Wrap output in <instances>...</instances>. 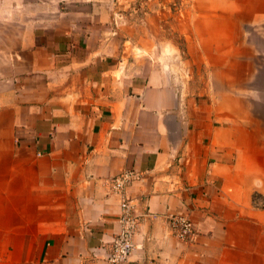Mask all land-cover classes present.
I'll return each instance as SVG.
<instances>
[{
    "label": "crops",
    "instance_id": "0c3cea01",
    "mask_svg": "<svg viewBox=\"0 0 264 264\" xmlns=\"http://www.w3.org/2000/svg\"><path fill=\"white\" fill-rule=\"evenodd\" d=\"M134 1L0 0V264H110L124 169L120 264H264V0Z\"/></svg>",
    "mask_w": 264,
    "mask_h": 264
},
{
    "label": "built area",
    "instance_id": "2783aa9c",
    "mask_svg": "<svg viewBox=\"0 0 264 264\" xmlns=\"http://www.w3.org/2000/svg\"><path fill=\"white\" fill-rule=\"evenodd\" d=\"M143 0H135L130 6V13L137 16L145 14L146 10L141 4ZM173 8L181 9L178 2H173ZM122 17V14H119ZM141 178V173L133 169H124L107 180L109 189L119 196L118 230L112 237L110 248L106 254V260L110 264H120L128 260L134 248V236L139 224L138 216L135 214L132 199L127 194L128 185ZM252 203L255 207L264 206L261 196L254 193ZM165 223L170 234L178 241L190 244L194 241L197 230L193 221L185 212H176L166 215Z\"/></svg>",
    "mask_w": 264,
    "mask_h": 264
},
{
    "label": "rangeland",
    "instance_id": "374dc122",
    "mask_svg": "<svg viewBox=\"0 0 264 264\" xmlns=\"http://www.w3.org/2000/svg\"><path fill=\"white\" fill-rule=\"evenodd\" d=\"M24 11L26 12V10H24ZM28 23H29V21H28ZM1 29H7L8 31H6V32H9V30L15 29V22L0 21V31H1ZM261 31H263V30L261 29ZM1 35H0V49L3 50V51H0V64L2 63V66H3L4 63L7 60H9V57L7 59V54H5V51L4 50H9L10 48H12L14 46V42H16V40L18 38L15 37V36L9 35V33H7V35H8L7 36L5 34V32H2ZM171 37H172V39L175 40V43L176 44H178L179 46H181V39L179 37L174 36V35H171Z\"/></svg>",
    "mask_w": 264,
    "mask_h": 264
}]
</instances>
